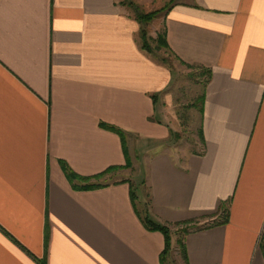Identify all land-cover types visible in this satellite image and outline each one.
I'll return each instance as SVG.
<instances>
[{
    "label": "crops",
    "instance_id": "1",
    "mask_svg": "<svg viewBox=\"0 0 264 264\" xmlns=\"http://www.w3.org/2000/svg\"><path fill=\"white\" fill-rule=\"evenodd\" d=\"M170 1L155 32L207 76L198 150L119 0H0V264H161L140 215L173 232L223 205L185 264H264V0Z\"/></svg>",
    "mask_w": 264,
    "mask_h": 264
},
{
    "label": "rangeland",
    "instance_id": "2",
    "mask_svg": "<svg viewBox=\"0 0 264 264\" xmlns=\"http://www.w3.org/2000/svg\"><path fill=\"white\" fill-rule=\"evenodd\" d=\"M166 0H119L120 5L130 16H137L138 14L158 12L156 17L148 23H143V27L148 33V42L152 47V54L155 59L161 61L166 58L169 65L175 70V80L170 92L169 106L171 115L176 119L177 132L174 134V139L185 140L187 147L192 150L200 149V98L203 94L204 85L206 81V74L199 68L190 67L181 63L176 57L169 53L164 47H158V33L156 29L161 27L160 14L172 3ZM160 34H163L161 31ZM153 35L155 37H153ZM134 151L132 150V153ZM128 154V153H127ZM133 157V155H132ZM135 157V156H134ZM135 159V158H134ZM137 181V180H136ZM137 193L140 195L139 189ZM212 219L200 220V224L211 222ZM184 225L174 229L172 234L174 241L172 245H176V251H172L167 259V264H185L183 261L182 245L178 243L179 240L183 242V234L181 228ZM181 256V257H180Z\"/></svg>",
    "mask_w": 264,
    "mask_h": 264
},
{
    "label": "trees",
    "instance_id": "3",
    "mask_svg": "<svg viewBox=\"0 0 264 264\" xmlns=\"http://www.w3.org/2000/svg\"><path fill=\"white\" fill-rule=\"evenodd\" d=\"M158 14V12H151V13H142V14H138L137 15V19L139 20V22L143 23H148L149 21H151L152 19H154L156 17V15ZM141 41H142V47L145 51H147L148 53H151L152 51V47L150 45V43L148 42V33L146 32L145 28H141ZM158 47H164V48H168V44L165 38V34H159L158 37ZM162 60H166L165 58ZM183 63V61H182ZM210 75V71L207 72ZM200 102H201V112L203 111V102H204V96L202 95L200 98ZM104 127H106L107 129H110L116 133H118L119 135H123V131L115 126H110L107 124H104ZM63 165V169L65 170L67 177L69 178V180L74 183V181L76 179H78V176L72 172L65 163H62ZM73 186L77 189L82 188V189H93V188H97L99 187L98 185H94V184H86L83 186H77L75 184H73ZM133 200L136 198V193L133 191L131 193ZM141 216V220L144 224V226L149 229V230H154V231H160L163 233V235L165 236V248L161 254V264H167V259L169 258V255L171 253L172 250V230L170 228V225L168 224H162L156 220H154L149 214L148 212H146L143 216ZM228 217H229V210L227 205L224 206L223 205V211L221 213V215L218 214H214L212 216H209L210 219H212L211 222L205 223V224H200V218H191V219H187V220H183L180 222H177L174 225L177 226H182L184 225L183 228H181L182 234L186 235L189 232L198 230V229H202L205 228L207 226H211V225H216V224H222V223H226L228 221ZM208 218V219H209ZM14 241H16L14 239ZM17 242V241H16ZM179 244L182 245V249H183V255L185 257V259L187 260V254H186V250H185V246L184 243L179 240L178 241ZM259 248L262 251V254L264 256V231L260 236V240H259ZM40 264H45L42 261H39Z\"/></svg>",
    "mask_w": 264,
    "mask_h": 264
}]
</instances>
